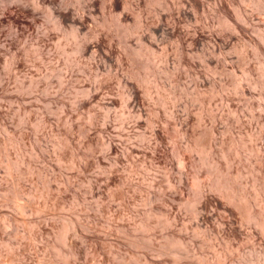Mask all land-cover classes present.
I'll return each instance as SVG.
<instances>
[{
    "label": "rangeland",
    "instance_id": "1",
    "mask_svg": "<svg viewBox=\"0 0 264 264\" xmlns=\"http://www.w3.org/2000/svg\"><path fill=\"white\" fill-rule=\"evenodd\" d=\"M0 19V264L264 257L211 184L217 166L264 215V0H0Z\"/></svg>",
    "mask_w": 264,
    "mask_h": 264
},
{
    "label": "bare ground",
    "instance_id": "2",
    "mask_svg": "<svg viewBox=\"0 0 264 264\" xmlns=\"http://www.w3.org/2000/svg\"><path fill=\"white\" fill-rule=\"evenodd\" d=\"M28 1V0H27ZM45 1H47V0H45ZM53 1V0H52ZM56 3V2H55ZM33 5V4H32ZM40 5V4H39ZM112 5H114V4H112ZM14 6V5H13ZM49 6V5H48ZM41 8V7H40ZM28 9V8H27ZM31 9V8H30ZM54 9V8H53ZM31 11V10H30ZM55 11V10H54ZM17 12V11H16ZM37 13V12H36ZM14 14V13H13ZM82 14V13H81ZM4 15V14H3ZM31 16V15H30ZM25 19V18H24ZM1 20V19H0ZM13 20V19H12ZM15 20V19H14ZM4 21V20H3ZM16 21V20H15ZM74 21V20H73ZM80 21H82V20H80ZM62 23V22H61ZM1 24V23H0ZM74 24V23H73ZM33 25V24H32ZM3 33V32H2ZM206 135V134H205ZM211 135V134H210ZM206 138V137H205ZM205 138H204V140H205ZM208 138H210V137H208ZM207 138V139H208ZM199 142H201V141H198V143H197V146H198V144H199ZM204 143V142H203ZM202 143V144H203ZM207 145H209V143L207 142ZM201 146V145H200ZM203 146H206L205 144L203 145ZM210 146V145H209ZM207 150V149H206ZM184 152V151H183ZM183 154V153H182ZM224 154H226V153H224ZM228 156V155H227ZM179 161H180V163H181V165L184 167V166H186V158L184 157V156H180V158H179ZM226 171V170H225ZM213 175H214V179H213V182L211 183L212 184V187L213 188H215L216 190H218V191H220L223 195H224V197H226L228 200H230V201H233V202H235L236 204H237V206L238 207H241L242 208V214L244 213V215H243V217H244V220L247 222H251V223H254V224H257V225H259V226H261L263 229H264V215L263 214H260V213H255L253 210V206L248 202V197H250V196H246L247 194H246V192H245V194L246 195H242V194H240V193H238L237 192V190H235L234 189V187L231 185V182H230V177H229V173L227 174V173H224V172H222V171H220V169H218V167L217 166H215V170H214V172H213ZM212 175V176H213ZM257 177H258V175H257ZM260 177V176H259ZM240 178V177H239ZM260 179H262V177H260ZM212 180V179H211ZM257 180H258V178H257ZM263 181V180H262ZM259 182V181H258ZM258 182H257V184H258ZM241 185V184H240ZM259 185V184H258ZM238 186V185H237ZM210 187V186H209ZM261 189L262 190H264V186H261ZM205 193V192H204ZM241 193H243L242 191H241ZM206 194V193H205ZM260 194V193H259ZM253 195V194H252ZM206 196V195H205ZM208 196V195H207ZM206 196V197H207ZM204 197V196H203ZM222 197V196H221ZM260 198V197H259ZM258 198V199H259ZM253 199V198H252ZM193 200V199H192ZM250 200H251V198H250ZM249 200V201H250ZM262 200H264L263 198H262ZM188 201V200H187ZM257 201V200H256ZM189 202H191V201H189ZM251 202V201H250ZM253 202V201H252ZM251 202V203H252ZM260 202V201H259ZM258 202V203H259ZM232 203V202H231ZM260 204V203H259ZM263 204V203H262ZM255 208V207H254ZM255 210H256V208H255ZM260 212V211H259ZM244 221V222H245ZM254 226V225H253ZM235 231V230H234ZM234 231H232L231 233H230V236L231 237H237L236 236V232H234ZM247 237H253L252 236V233L250 232L249 233V236H247ZM137 239V238H136ZM140 239V238H139ZM231 239V238H230ZM173 240V239H172ZM134 241V240H133ZM145 243V242H144ZM149 243V242H148ZM141 244V243H140ZM167 244H168V242H167ZM144 245V244H143ZM169 246V245H168ZM232 246V245H231ZM234 246V245H233ZM240 247V246H239ZM178 248V247H177ZM234 248V247H233ZM233 248L232 247H230V245L225 249V251H223V252H221V253H218V255H217V257H216V259H215V261L213 262V263H211V264H237L235 261H233V260H230V262L229 263H227V261L229 260V259H227V254H229L230 252H232L233 251ZM222 249V248H221ZM236 250V249H235ZM160 251V250H159ZM162 251V250H161ZM177 251V250H176ZM178 252V251H177ZM245 252V251H244ZM167 253V252H166ZM170 253V252H169ZM160 254V253H159ZM165 254V253H164ZM171 254V253H170ZM238 254V253H237ZM263 254V253H262ZM169 255V254H168ZM244 257V256H243ZM254 257V256H253ZM230 258V257H229ZM255 258V257H254ZM247 259V258H246ZM234 260H236V258L234 259ZM211 262V261H210ZM194 263V262H193ZM196 264H208L207 263V261L206 260H204V258H203V260H201V261H199L198 263L196 262ZM249 264H264V257L262 258L261 257V259L260 260H258V261H256V262H250Z\"/></svg>",
    "mask_w": 264,
    "mask_h": 264
}]
</instances>
